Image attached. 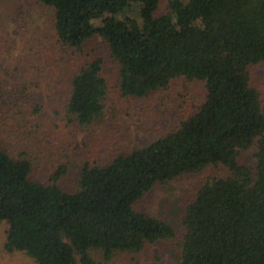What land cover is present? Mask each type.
I'll use <instances>...</instances> for the list:
<instances>
[{
  "label": "trees",
  "instance_id": "1",
  "mask_svg": "<svg viewBox=\"0 0 264 264\" xmlns=\"http://www.w3.org/2000/svg\"><path fill=\"white\" fill-rule=\"evenodd\" d=\"M53 10L58 41L80 55L100 38L117 70L123 97L142 98L175 79L205 83L198 112L148 146L104 165L85 164L78 189L31 179L29 159L0 146V222L4 249L36 264H100L115 253L142 252L172 239L168 223L135 209L156 184L221 166L187 205L177 264H264V110L248 68H264V0H39ZM162 1L165 13L158 14ZM101 19L92 23L90 12ZM93 54V53H92ZM105 59L77 62L65 99L66 121L79 129L104 114ZM255 148V164L240 163ZM136 264V263H132Z\"/></svg>",
  "mask_w": 264,
  "mask_h": 264
},
{
  "label": "rangeland",
  "instance_id": "2",
  "mask_svg": "<svg viewBox=\"0 0 264 264\" xmlns=\"http://www.w3.org/2000/svg\"><path fill=\"white\" fill-rule=\"evenodd\" d=\"M165 9L162 1L158 14ZM89 15L93 24L101 23L95 12ZM86 53L90 55L82 56L58 41L53 10L39 0H0V146L13 157L30 160L33 180L48 182L57 168L66 165L67 173L58 184L68 193L78 189L85 164L104 165L119 154L148 146L198 112L206 99L205 83L185 78L142 98L123 97L102 40H92ZM95 54L105 59L109 92L102 118L79 129L66 121L69 80L77 62ZM248 71L264 110V68L251 65ZM255 152L252 147L241 153L240 163L254 166ZM226 174L224 167L208 166L156 184L135 209L168 223L176 236L149 243L137 254L115 253L107 262L101 252L92 251L93 259L100 264H177L185 208L206 180ZM7 230L8 224L0 222V264H36L25 253L5 251Z\"/></svg>",
  "mask_w": 264,
  "mask_h": 264
}]
</instances>
